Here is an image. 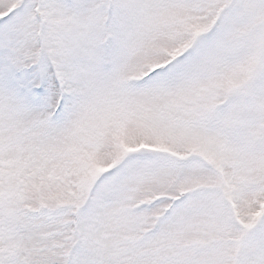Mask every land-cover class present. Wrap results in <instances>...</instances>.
<instances>
[{
	"label": "snow or ice",
	"instance_id": "obj_1",
	"mask_svg": "<svg viewBox=\"0 0 264 264\" xmlns=\"http://www.w3.org/2000/svg\"><path fill=\"white\" fill-rule=\"evenodd\" d=\"M0 264H264V0H0Z\"/></svg>",
	"mask_w": 264,
	"mask_h": 264
}]
</instances>
